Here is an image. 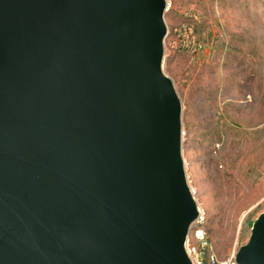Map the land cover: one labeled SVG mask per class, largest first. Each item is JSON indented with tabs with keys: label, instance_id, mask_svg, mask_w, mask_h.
Returning <instances> with one entry per match:
<instances>
[{
	"label": "water",
	"instance_id": "1",
	"mask_svg": "<svg viewBox=\"0 0 264 264\" xmlns=\"http://www.w3.org/2000/svg\"><path fill=\"white\" fill-rule=\"evenodd\" d=\"M166 0H0V264H191ZM264 264V212L235 252Z\"/></svg>",
	"mask_w": 264,
	"mask_h": 264
},
{
	"label": "rangeland",
	"instance_id": "2",
	"mask_svg": "<svg viewBox=\"0 0 264 264\" xmlns=\"http://www.w3.org/2000/svg\"><path fill=\"white\" fill-rule=\"evenodd\" d=\"M164 20L188 184L226 258L264 212V0H166Z\"/></svg>",
	"mask_w": 264,
	"mask_h": 264
},
{
	"label": "built area",
	"instance_id": "3",
	"mask_svg": "<svg viewBox=\"0 0 264 264\" xmlns=\"http://www.w3.org/2000/svg\"><path fill=\"white\" fill-rule=\"evenodd\" d=\"M196 209L197 215L188 227L184 245L191 264H236L235 252L221 259L216 255L204 227L203 210L197 202Z\"/></svg>",
	"mask_w": 264,
	"mask_h": 264
}]
</instances>
